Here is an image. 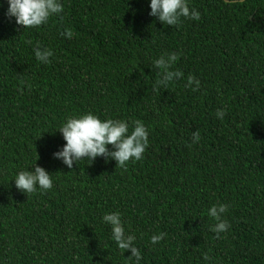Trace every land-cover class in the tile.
<instances>
[{
	"label": "trees",
	"instance_id": "obj_1",
	"mask_svg": "<svg viewBox=\"0 0 264 264\" xmlns=\"http://www.w3.org/2000/svg\"><path fill=\"white\" fill-rule=\"evenodd\" d=\"M61 2V14L24 29L0 0V264H129L101 223L113 211L140 264H264V0H188L201 18L179 27L150 16L148 0ZM37 43L50 63L36 60ZM165 52L180 53L171 70L184 78L153 88ZM189 75L199 90L185 87ZM88 112L141 120L143 158L71 169L54 158L57 128ZM34 163L53 187L26 194L12 178ZM218 203L230 224L219 238L207 215Z\"/></svg>",
	"mask_w": 264,
	"mask_h": 264
},
{
	"label": "clouds",
	"instance_id": "obj_2",
	"mask_svg": "<svg viewBox=\"0 0 264 264\" xmlns=\"http://www.w3.org/2000/svg\"><path fill=\"white\" fill-rule=\"evenodd\" d=\"M6 17L14 18L15 24L23 28H36L46 24L50 17L59 15L64 10L61 0H6ZM149 15L169 26L179 27L181 18L200 20L201 14L196 8H190L188 0H148ZM61 35L71 39L73 33L65 29ZM31 43V41H29ZM37 61L48 64L53 53L48 48H42L39 43L33 48ZM180 56L179 52H165L153 61L154 67L158 70V79L153 88H167L168 85L184 78L180 70H171ZM185 87H191L193 91L200 88V81L192 75L186 78ZM226 110L218 108L215 116L223 119ZM62 134L65 143L53 153L54 158L60 160L67 168L71 169L74 163L86 161L90 163L97 157L112 159L116 165L126 167L129 161H139L143 158L148 147L149 129L139 119L128 121L124 119H101L97 115L88 112L78 116H71L57 128ZM199 131L192 133V143L200 140ZM111 145V150L107 147ZM38 157H36L37 159ZM35 159V160H36ZM19 170L12 180L15 187L26 194L40 191H47L53 187V180L48 171L36 165ZM229 205L224 203L213 204L207 209V215L216 223L210 226V231L216 233L219 238L222 232L230 228L229 222L223 218L228 211ZM101 223L111 229V239L116 243L118 249L130 250L128 256L129 264H140L142 259L140 250L135 246L136 236L125 229L121 213L118 211L107 212L101 216ZM166 236L160 232L150 237V243L155 245ZM205 260L209 257L205 256Z\"/></svg>",
	"mask_w": 264,
	"mask_h": 264
}]
</instances>
